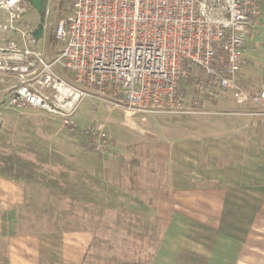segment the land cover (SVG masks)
I'll return each mask as SVG.
<instances>
[{"label": "crops", "instance_id": "0c3cea01", "mask_svg": "<svg viewBox=\"0 0 264 264\" xmlns=\"http://www.w3.org/2000/svg\"><path fill=\"white\" fill-rule=\"evenodd\" d=\"M24 1L21 21L34 29L41 22L42 37L51 43L55 0H34L39 8ZM260 7L238 75L250 93L264 89V0ZM37 50L46 56L47 50ZM55 53L53 48L49 55ZM198 109L186 114L193 122L182 125L178 136L148 137L142 156L128 161L134 169L111 170L105 186L95 162L97 183L79 186L78 201L37 181L0 173V264L103 263L102 232L86 225L85 212L81 217L75 211L82 193L110 200L101 207L143 209V221L156 227V243L138 264H264V116L253 114L258 105L215 84ZM101 187L110 195L99 194ZM124 192L127 203L120 201Z\"/></svg>", "mask_w": 264, "mask_h": 264}, {"label": "built area", "instance_id": "2783aa9c", "mask_svg": "<svg viewBox=\"0 0 264 264\" xmlns=\"http://www.w3.org/2000/svg\"><path fill=\"white\" fill-rule=\"evenodd\" d=\"M25 13L24 0H0L6 106L56 114L98 152L113 146L101 123L81 127L72 118L86 90L127 115L189 113L215 84L264 116V89L250 93L238 76L260 0H72L52 27L60 48L50 61L31 45L34 25L21 21Z\"/></svg>", "mask_w": 264, "mask_h": 264}, {"label": "rangeland", "instance_id": "374dc122", "mask_svg": "<svg viewBox=\"0 0 264 264\" xmlns=\"http://www.w3.org/2000/svg\"><path fill=\"white\" fill-rule=\"evenodd\" d=\"M71 1L55 0L56 15L52 26L56 18L58 20L69 13ZM35 46L47 50L44 58L50 61L54 56L49 54L53 53V48H56L57 53L60 43L53 40L50 43L44 36ZM5 88L6 85L0 83V173L10 177L14 176L15 171L18 175L21 170L24 175H18V178L34 180L47 186H50L51 179H55L60 184L59 187L66 190L64 193L70 194L76 201L79 186L82 188L83 184L92 188L95 185L96 180L92 176L95 162L100 163L106 176L101 181L105 186V182H110L107 174L111 170L127 173V170L134 169L128 161L139 157L135 154L142 156V151L146 146L148 148L151 141L149 138L171 139L185 131L182 125L193 122V116L186 115L187 113L132 112L127 115L122 107L113 105L99 92L86 90L85 95L77 100L72 118L81 127L94 121L101 123L103 130L113 141V146L101 153L90 146L85 138L70 131L56 114L33 107L8 108L5 104ZM10 155L16 162L13 170L8 172L2 166L7 163L6 157ZM25 173L31 174V177ZM54 189L63 193L58 188ZM100 189L103 190L99 194L110 195L104 187ZM121 195L120 201L127 203L128 194L124 192ZM81 198V204L74 203L76 214L82 217L85 212L86 225L97 227L103 235L102 248L105 254L102 256L105 261L101 264H138L149 255L156 243V227L143 221L142 208L130 205L116 209L108 205L101 207V204L110 203V200L107 202L103 197L102 200L106 202L98 198L96 201L95 198L87 197L86 193H82ZM84 204L86 208L83 207ZM127 258L130 262H124Z\"/></svg>", "mask_w": 264, "mask_h": 264}, {"label": "trees", "instance_id": "16d2710c", "mask_svg": "<svg viewBox=\"0 0 264 264\" xmlns=\"http://www.w3.org/2000/svg\"><path fill=\"white\" fill-rule=\"evenodd\" d=\"M7 163L5 164V165H3L2 166V169L3 170H5V171H8V172H10V171H12L13 170V168H14V166H15V160H14V157L13 156H7L6 157V160H5ZM14 178H18V175H24V173L21 171V170H19L18 171V175H17V171H15L14 173ZM28 177H31V174H29V173H25ZM49 185L50 186H52L53 188H58L59 189V191H61V192H65L66 190L64 189V188H61V187H59L60 186V184L58 183V181H56L55 179H51L50 181H49Z\"/></svg>", "mask_w": 264, "mask_h": 264}, {"label": "water", "instance_id": "95a60500", "mask_svg": "<svg viewBox=\"0 0 264 264\" xmlns=\"http://www.w3.org/2000/svg\"><path fill=\"white\" fill-rule=\"evenodd\" d=\"M37 8H39V5L37 3V1L34 0H30ZM32 34L34 36V41L35 43L40 39V37H42V23L39 22L37 24V27L32 31Z\"/></svg>", "mask_w": 264, "mask_h": 264}]
</instances>
